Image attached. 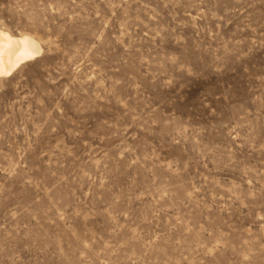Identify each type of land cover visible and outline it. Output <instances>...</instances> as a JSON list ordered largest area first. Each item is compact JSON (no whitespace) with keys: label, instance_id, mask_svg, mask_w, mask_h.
<instances>
[{"label":"rangeland","instance_id":"obj_1","mask_svg":"<svg viewBox=\"0 0 264 264\" xmlns=\"http://www.w3.org/2000/svg\"><path fill=\"white\" fill-rule=\"evenodd\" d=\"M40 53L0 76V264H264V0H0Z\"/></svg>","mask_w":264,"mask_h":264},{"label":"bare ground","instance_id":"obj_2","mask_svg":"<svg viewBox=\"0 0 264 264\" xmlns=\"http://www.w3.org/2000/svg\"><path fill=\"white\" fill-rule=\"evenodd\" d=\"M39 41L28 33L15 35L0 28V76L8 75L25 60L40 53Z\"/></svg>","mask_w":264,"mask_h":264}]
</instances>
